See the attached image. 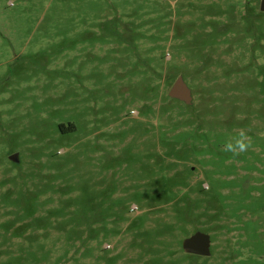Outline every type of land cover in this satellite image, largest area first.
I'll return each instance as SVG.
<instances>
[{
	"label": "rangeland",
	"instance_id": "1",
	"mask_svg": "<svg viewBox=\"0 0 264 264\" xmlns=\"http://www.w3.org/2000/svg\"><path fill=\"white\" fill-rule=\"evenodd\" d=\"M261 7L0 0V264H264Z\"/></svg>",
	"mask_w": 264,
	"mask_h": 264
},
{
	"label": "water",
	"instance_id": "2",
	"mask_svg": "<svg viewBox=\"0 0 264 264\" xmlns=\"http://www.w3.org/2000/svg\"><path fill=\"white\" fill-rule=\"evenodd\" d=\"M261 9L264 11V0ZM170 96L180 99L188 104H192L193 102L192 90L186 84L182 76L178 77L171 87ZM10 158L15 162L19 161L18 153L12 154ZM183 248L189 254L209 256L211 255L210 235L202 231H197L193 235L184 239Z\"/></svg>",
	"mask_w": 264,
	"mask_h": 264
},
{
	"label": "flooded vegetation",
	"instance_id": "3",
	"mask_svg": "<svg viewBox=\"0 0 264 264\" xmlns=\"http://www.w3.org/2000/svg\"><path fill=\"white\" fill-rule=\"evenodd\" d=\"M262 2H263V0H262ZM262 12H264L263 10H262ZM196 255V254H195Z\"/></svg>",
	"mask_w": 264,
	"mask_h": 264
}]
</instances>
